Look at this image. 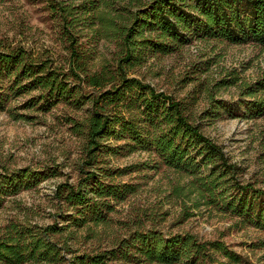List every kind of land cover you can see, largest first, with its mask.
Here are the masks:
<instances>
[{
    "label": "trees",
    "instance_id": "trees-1",
    "mask_svg": "<svg viewBox=\"0 0 264 264\" xmlns=\"http://www.w3.org/2000/svg\"><path fill=\"white\" fill-rule=\"evenodd\" d=\"M113 3L49 0L68 51L66 66L56 65L43 52L0 42V111L9 99L25 94L30 95L25 108L42 112L58 103L75 109L88 104L82 118L69 119L82 142L76 182L57 184L53 195L61 216L71 214L62 225L7 223L0 231V264H64L66 254H72L67 264H244V258L220 238L164 234L146 226L143 216L154 215L146 211L130 222L125 236H109L110 245L102 251L75 255L62 241L64 233L75 235L70 227L100 233L96 229L109 226L115 206L137 191L134 184L114 182L118 172L99 164L102 141L109 137L124 141L118 147L149 152L159 166L180 176L171 195L181 199L183 219L204 206L264 232V189L239 180L240 166L204 133L184 100L129 76L148 56L171 54L194 38L264 47V0H129L120 8ZM85 31L93 40L115 41L119 55L113 65L92 69L90 50L81 42ZM238 87L245 98L235 104L208 96L210 110L206 108L203 118L234 107L248 118L263 115L264 99L257 93L264 91V78ZM55 175L54 170L42 173L30 167L4 169L0 206L7 197ZM258 246L264 248V238Z\"/></svg>",
    "mask_w": 264,
    "mask_h": 264
},
{
    "label": "rangeland",
    "instance_id": "rangeland-1",
    "mask_svg": "<svg viewBox=\"0 0 264 264\" xmlns=\"http://www.w3.org/2000/svg\"><path fill=\"white\" fill-rule=\"evenodd\" d=\"M63 1L80 4L84 0ZM113 1L116 8H120L129 0ZM48 2L0 0V42L43 52L52 56L56 65L66 66L68 51ZM88 37L89 33L85 31L81 42L84 50H90L92 69H99L104 64L113 65L119 55L115 41ZM129 76L184 100L192 116L202 124L204 133L221 144L240 166L239 180L264 189V114L248 118L234 107L230 112L219 110L216 117L203 118L206 108L210 110L208 96L214 102L235 104L245 98L239 90L240 84L262 81L264 47L194 38L171 54L148 56L145 62L129 72ZM257 95L264 99V91L259 90ZM29 97L25 94L11 98L0 111V173L4 169L30 167L42 173L54 170L56 175L7 197L0 206V231L9 222L33 225L57 222L62 225L71 212L61 216L53 199L55 187L62 182L75 183L83 160L81 139L73 132L69 119L82 118L88 104L75 109L66 103H58L42 112L36 107L25 108L24 103ZM123 142L113 137L102 141L105 147L99 153L98 161L101 166L118 172L114 182L134 184L137 191L115 206L109 214V226L96 229L100 233L93 235L86 229L70 227L68 230H73L75 235L63 234L62 241L71 246L75 255L107 249L109 236H125L130 222L146 211V214H154L143 216L148 227L153 226L164 234L192 232L203 239L220 238L244 258V264H264V248L258 246V241L264 238L262 230L228 213L204 206L194 216L183 219L181 199L171 195L180 176L159 166L157 158L149 152L118 147ZM71 257L72 254H66L64 264ZM118 264L156 263L131 261Z\"/></svg>",
    "mask_w": 264,
    "mask_h": 264
}]
</instances>
